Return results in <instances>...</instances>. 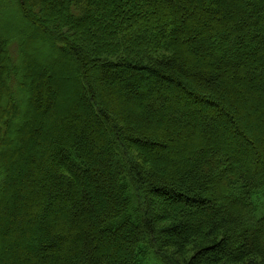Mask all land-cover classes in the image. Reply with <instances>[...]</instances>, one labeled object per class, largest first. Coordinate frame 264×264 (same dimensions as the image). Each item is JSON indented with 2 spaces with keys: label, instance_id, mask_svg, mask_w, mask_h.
I'll list each match as a JSON object with an SVG mask.
<instances>
[{
  "label": "trees",
  "instance_id": "16d2710c",
  "mask_svg": "<svg viewBox=\"0 0 264 264\" xmlns=\"http://www.w3.org/2000/svg\"><path fill=\"white\" fill-rule=\"evenodd\" d=\"M16 1L22 14L12 9L0 18L6 27L18 32L0 38V179L5 181L2 171H14L26 161L21 193L26 203H16V197L22 196L16 193L14 202L4 199L0 205L3 261L75 264L72 259L83 255L84 241L80 237L93 234L110 251L116 248V239L126 243L122 261L117 264H264V251L252 246L253 237L264 227V173L260 172V158H256L250 172L242 167L241 171L228 173L231 168L226 167L213 186L201 183L200 189L193 191L182 187V183L194 170L208 174L211 163L189 164L188 149L182 150L178 159L172 160L169 155V143L179 134L195 138L197 155L200 147L209 142H218L221 150L235 156L237 162H242L240 159L246 154H264V97L258 91L264 78L256 79L247 73L253 60L264 65V34L257 43L248 41L236 50L242 57L237 58L239 66L231 58L223 60L217 53L204 51L207 43L217 46L240 37L249 39L250 26L264 25V0ZM0 4L4 5L5 0H0ZM244 7L249 10L246 12ZM240 15L246 22L241 27L236 24ZM26 24L58 42V52L73 58L68 70L75 65L80 70L70 92L66 90L63 71L57 72L55 83L51 77L60 66L59 59L40 43L35 49L39 58L32 54L31 42L38 35L24 31ZM31 63L32 69L28 68ZM93 66L127 71V82L141 80L144 73L156 78L181 92L178 98H182L183 105L171 98L166 107L184 108L193 100L207 109L209 119L204 118L202 129L193 119L170 117L165 111L148 109L143 116L140 107L135 113L124 101L130 94L126 84L110 86L101 95L94 87H87L85 76ZM172 66L198 88L214 90L221 103H213L200 91L192 93L180 76L162 69ZM27 73L33 76L27 78ZM82 80L86 82L85 90L79 85ZM23 89H29L30 96H23ZM99 102L104 105L103 121L97 119ZM19 103L28 108L33 103L37 105L36 114H27L22 129L8 116L10 110L17 111ZM223 104L240 117L256 116L260 125L257 130L263 138L259 151L254 139L238 131L237 122ZM219 113L235 127L234 135L229 128L216 127L218 123L222 125ZM76 124H82L83 136H75L79 131ZM103 125L114 129L115 140L106 168L100 164L102 157L95 153L111 146ZM88 130L93 144L83 140ZM145 145L167 153H151L147 158L131 153L133 147ZM53 153L64 158L53 167L54 183H45ZM77 169L89 181L107 178L110 184L103 194L111 196L109 204L101 200L91 213L57 201L66 194L71 197L69 204L80 198ZM146 169L150 171L149 178H163L174 186L150 187ZM149 192L182 202L183 207L208 212L209 216L193 225L189 218H182L183 212H179L180 220L174 221L170 217L174 211L167 208L169 217L163 222L151 207ZM39 211L35 220L29 219ZM41 225L48 246L62 249L60 256L38 254L36 247L28 243ZM217 257L222 261H217Z\"/></svg>",
  "mask_w": 264,
  "mask_h": 264
},
{
  "label": "rangeland",
  "instance_id": "374dc122",
  "mask_svg": "<svg viewBox=\"0 0 264 264\" xmlns=\"http://www.w3.org/2000/svg\"><path fill=\"white\" fill-rule=\"evenodd\" d=\"M241 1L244 2V0H241ZM158 2L159 1L157 0L156 3ZM256 2L257 1L255 0V3ZM242 6L243 5H241L240 7ZM244 8L246 12L249 10V8H246V7ZM12 9H15L18 15L22 14L20 7L16 0H5L4 5L0 4V18H2V15H4V12L6 13V11L12 10ZM238 19L239 17L236 18V20ZM244 20L245 19L241 17L240 15V20L236 24L239 27H241L246 24ZM250 28L252 30V35L249 39L240 37L234 41L231 40L229 43L224 42L221 45H217V46H213V44L207 43L204 51H207L209 53H217L219 56L222 57L223 60L231 58L232 60H235L236 61L235 64L239 66L241 64L238 59H241L242 57H240L239 54H237L236 50L239 51L242 45H244L245 43L246 44L249 43L248 41L252 43H257V41H259V38H261V36H263L264 34L263 33L264 25L262 26L259 25L255 27L250 26ZM23 30L29 33H33V34L35 33L39 36V37L37 36V38H34L33 42H31L34 50L39 49L38 44L40 43V45L44 46L51 53V55L54 56V58L59 59L60 66L56 70L53 71V75L51 77H53V83H55L56 79L58 78L57 72L59 70L63 71L64 72L63 80L65 81V85L67 87L66 90L70 92L73 88V85H75V80L80 70L77 68L75 64H74L75 66H73L75 67L74 69H71V71L68 70L69 66L73 64L72 62L73 58L70 57L71 55L68 53H64V54L59 53L57 49H60L61 45L58 42H54L52 39L48 38L47 36H44L41 33H38L37 30L31 24L23 25ZM11 33L16 34L18 32L11 28L6 27L2 23V20H0V38L1 37L8 38L9 34ZM263 45H264V42H263ZM34 50L32 54L34 55V57H37L38 59L39 56H36L37 52L36 50L35 51ZM210 62L213 63L211 59H210ZM251 62H252V65L248 67L247 73L251 76H255L256 79L264 78L263 77L264 76V65L254 60ZM28 66H29L28 68L30 69L33 68L32 63ZM93 67L94 68L89 73H87V76H85L86 81H87V87L88 88L94 87L98 91V93L101 95L104 90L108 91L110 86L115 87L117 86V83L126 84L127 86L126 89L130 91L129 92L130 94L128 95L127 98L124 99V101L125 103H127L129 109H131L135 113L139 111L140 107H143V111L141 113L143 116H145V113L148 111V109L165 111L167 115L170 117L182 116L185 118H190V120L193 119L195 120L194 124L195 125L198 124L199 126H201L202 129L203 127H205L203 123L204 118L209 119L207 109H205L204 107H202V105H200L198 102L193 101V100H189V102L184 105V108L181 106H178V108L176 109L174 107H172V109L166 107L168 100L171 98H174L175 101L179 105H183L182 98L180 99L178 98V97H181V92L174 91L172 87L167 86L166 84L159 83L156 80V78L147 77L145 73L143 74V76L145 77H143L141 80H138V81L136 80L135 82H127L126 81V79L128 78L127 71L112 70V69L102 70V69L96 68V66H93ZM162 69L165 70L166 73H171V74L180 76L185 82H187L190 88V91L192 93H199L200 91L202 93V95L200 94L201 96L205 95L206 97H210L214 101L213 103L215 102L221 103L220 101L221 99H219L215 95V93L213 92L214 90L208 91L207 89H205V87H202L201 89L198 88L196 86V83L187 79L185 75L181 74L180 71L173 68V66L170 69H167V68H162ZM31 76H33V73L32 74L27 73V78H30ZM79 85L80 87H82L83 90L86 89V82H84L83 80L80 81ZM258 91L264 97V85L260 86L258 88ZM22 94L23 96L28 97L30 96V90L23 89ZM31 94H32V99H33L32 91H31ZM13 101L14 103L16 102L15 100ZM103 107H104L103 103L99 102L96 108L97 109V113H96L97 119L101 121H103V114H102ZM36 108H37V105H35V103L32 104V108H28L26 104L22 105L19 103V107L16 111L17 113L16 112L14 113L12 110H10L8 113L9 114L8 116L13 118V120L16 123V127L22 129L21 126L23 124L24 119L28 117L27 114L29 115L31 113V116L33 114L35 115ZM223 108L228 110L229 115H231L237 122V126L239 127L238 131H240L243 134H248L251 139H254L255 144H256L255 146L257 147L256 151H259V146L263 144V138L257 130V128H259L260 125L257 123L255 119L256 116L249 115L248 117L246 116L240 117V115L235 113V110L231 111V109H229V107H227L224 104H223ZM183 110H187L188 112H183ZM110 115L112 117H116L112 111H110ZM217 116L218 117L220 116L218 121L219 122L221 121L222 125H220V123L216 121L218 123L216 127L219 129V127L222 126L224 130L229 128V130L232 132V135H234V130L236 129L234 126H232L228 122L227 117L224 114L222 115L221 113H219ZM76 126L79 131L75 133V136H83L84 131H82V124H76ZM103 126H104V130L108 133V137H109L112 147L110 146L103 151L96 150L95 153L102 157V159L100 160V164H103L104 168H106L108 164V156L112 155L113 145L115 144V140H114V133H113L114 129L111 126L109 127L108 125H103ZM86 132H87V137L83 138V140H86L90 144H93V139H91L92 137L90 136L91 133H89V130ZM235 132L237 133V131ZM224 135H225V132H224ZM3 137H6V135ZM141 139H144L145 141L147 140L143 137H141ZM194 140L195 138L189 139L188 137H185L184 135L179 134V137H175V138L173 137L171 139V143H169V148H170L169 155H171L172 160L180 158V153L182 152V150L187 151L188 149L187 152L189 155L187 156L188 158L187 162L189 164H192L195 161L203 162V163H205L206 161H209L211 163V170L208 171V174H206L205 172H202V174L199 173L200 174L199 175L198 174L199 171L197 172V170H194V172H191L192 174H190L187 177V179L184 181V183H182V187H186V189L197 191L200 189L201 183L206 184L207 186L208 185L213 186L215 181L218 179L219 174L222 171H224L226 167L231 168L230 170H227L228 173H231L233 170L241 171L242 167L244 169H248V171L249 170L251 171L253 168V165L256 163V158L258 157L260 158L262 162L260 172L264 173V154L262 155L257 152L258 153L257 157L256 156L251 157L249 154H246L245 156L241 157L240 160L242 162H239V161L237 162V158L235 156H228L221 150L218 142H215L214 144L209 142L208 144L205 143V145L200 147L199 155H197V154H194V150L199 149V146L195 144L196 140L195 141ZM131 153L134 156L141 155L147 158V156L151 153L153 154L156 153L157 155H164L167 152L163 151L162 149L157 150V148L155 147L145 145V146L133 147L131 149ZM63 158L64 157L60 153L52 154L49 160V164H48L49 166L48 172L44 176L43 182L54 183L55 180H54V175H53V167L55 164L60 163L63 160ZM126 158H129L128 155H126ZM3 162L4 163L6 162L5 159H3ZM24 166H26V161H23V163H20L18 168L16 166V169L14 171L11 169H5V171H2V174L5 175V181H3L4 178L0 179V205L3 204L4 199H7V201L8 200L13 201V197L15 198L16 193H19L20 195H22L21 194L23 190V187H22L23 176L22 175H24L22 168ZM95 166H97V163H95ZM76 171H77V174L75 175V179L80 187V191H81L80 198L83 197V199L77 198V201L72 200V202H70L69 204L67 202L71 200V197L68 194H66V195H60L59 199L57 200L59 201V203L65 202L68 206H70L71 209H75V207L78 209L83 207L85 212L90 211L91 213H94L95 210H97L98 203L101 200L108 204L111 202V196L103 194L104 189L109 188L110 183L107 180V178L100 177L99 178L100 180L98 181L96 180L89 181L80 172V169H77ZM149 172H150L149 169L148 170L146 169L145 178L148 181V185L150 187H153V186L172 187L174 186V185H171L172 183L167 184L170 182L163 178L154 181L152 178H149L148 176ZM101 186H103L104 188H102ZM147 195L152 200L151 207L155 215L158 218H160V220L163 222L167 220L169 217V214L167 213V208L172 209L174 211L173 215L170 216L174 221L180 220L179 212H183L182 218L183 219L189 218V220L192 221L193 225L200 223L201 220L203 219L206 220V218L209 216L208 212L207 213L205 212L204 214L194 208H190L187 206L183 207L182 202L173 201L164 196L156 195L155 192H149ZM15 200H17L16 203L18 201L20 203H26L25 196L23 195L17 196ZM262 209L264 210V206H262ZM260 212H262L261 209L259 211V214H262ZM39 215H40V211L36 215H30L29 219L35 220ZM54 215H55V212H54ZM43 226L41 225V227L34 232L35 235H32L28 243L31 245L33 244L36 247V250H38V254H42V252H46L49 254L60 256L62 249H60L59 247H49L48 246L49 243H48V240L45 239L44 237L45 230L42 228ZM75 231L76 230H74V232ZM80 239L84 241L83 242L84 245L82 247L83 255L81 258L77 257L75 259H72L73 261H75V264H117L119 261H122V256L124 253V248L126 246V243L122 242L120 238L115 240L116 248L113 249L112 251H110L108 248L102 247L103 246L101 245L102 240L94 236L93 234L83 235L80 237ZM252 246L264 251V227L261 228L260 234L255 235L253 237ZM98 247H101V248H98ZM217 258H218L217 261H220V262L222 261L220 260L219 257ZM217 261L215 263H219ZM0 264H8L3 261V255L0 256ZM12 264H26V263L19 259V260H14Z\"/></svg>",
  "mask_w": 264,
  "mask_h": 264
}]
</instances>
